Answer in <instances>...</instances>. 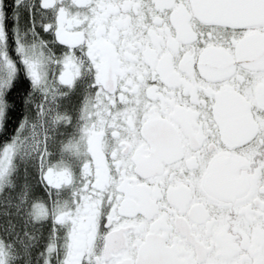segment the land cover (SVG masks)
<instances>
[{"label":"snow or ice","instance_id":"obj_1","mask_svg":"<svg viewBox=\"0 0 264 264\" xmlns=\"http://www.w3.org/2000/svg\"><path fill=\"white\" fill-rule=\"evenodd\" d=\"M0 264H264V0H0Z\"/></svg>","mask_w":264,"mask_h":264},{"label":"flooded vegetation","instance_id":"obj_2","mask_svg":"<svg viewBox=\"0 0 264 264\" xmlns=\"http://www.w3.org/2000/svg\"><path fill=\"white\" fill-rule=\"evenodd\" d=\"M18 100V99H17ZM18 102H19V100H18ZM17 104V103H16ZM18 107V111H17V109H16V113L14 114V116H13V120H15V118H16V116H18L19 115V112L20 111H22V106L20 105V103H19V106H17Z\"/></svg>","mask_w":264,"mask_h":264},{"label":"trees","instance_id":"obj_3","mask_svg":"<svg viewBox=\"0 0 264 264\" xmlns=\"http://www.w3.org/2000/svg\"><path fill=\"white\" fill-rule=\"evenodd\" d=\"M16 103H17V106H19V102H18V100L16 101ZM16 109H17V111H18V107H17ZM17 111H16V112H17Z\"/></svg>","mask_w":264,"mask_h":264}]
</instances>
